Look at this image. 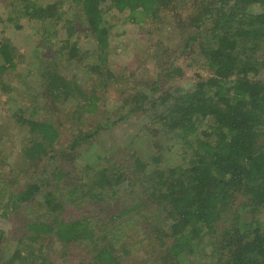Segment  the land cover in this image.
I'll return each instance as SVG.
<instances>
[{"label":"trees","instance_id":"1","mask_svg":"<svg viewBox=\"0 0 264 264\" xmlns=\"http://www.w3.org/2000/svg\"><path fill=\"white\" fill-rule=\"evenodd\" d=\"M12 5L16 6L15 15L9 19L34 20L41 39L50 45L49 55L38 68L41 89L33 96L32 105L41 103V110L69 105L70 117L97 112V92L125 78L107 65V10L127 13L126 19L137 24L160 20L168 11L185 39L175 54L167 51L170 42L166 39L170 38L157 42L172 60L159 67L154 80L142 82L148 85L147 91L128 86L122 90L118 108L123 119L144 117L143 127L161 135L158 147L162 141L179 143L180 163L162 168L161 154L154 152L143 159L131 153L129 167H107L104 161L94 169L89 182L75 186L62 200L49 181L52 176H62L65 161H74L85 133L81 130L74 135L72 145L63 147L59 159L51 162L60 136L58 128L49 119L37 117V110L14 112L26 135L23 158L41 173L14 190L4 184L5 176L0 181V215L11 209L7 203L16 209L27 204L32 214L7 258L9 264H50L43 247H34L48 236L61 244L87 246L84 264H123L107 238V229L102 235L95 232L96 221L59 218L66 201L107 204L106 199L113 196L117 212L110 213L109 221L141 209L143 201L156 204L161 220L142 222L150 226L147 231L153 236L156 256L152 264H264V0H14ZM79 25L92 38L90 50L83 51L70 40ZM60 28L67 38L53 51L51 40ZM11 45L7 37H0L3 91L7 84L2 76L15 68ZM62 58L83 64L91 58L85 65L92 83L85 87L77 78L64 75L58 61ZM193 61L198 64L196 69H201L195 72L191 85L172 84ZM99 129L95 126L92 132ZM135 181L145 198L122 206L126 200L118 193ZM162 218L168 222L163 223ZM4 238L0 227V251Z\"/></svg>","mask_w":264,"mask_h":264},{"label":"rangeland","instance_id":"2","mask_svg":"<svg viewBox=\"0 0 264 264\" xmlns=\"http://www.w3.org/2000/svg\"><path fill=\"white\" fill-rule=\"evenodd\" d=\"M13 2L14 0H0V37H7L15 52V68L6 70L2 76L4 83L7 84V91L0 88V181L3 179L2 176H5L4 184L14 190L22 188L41 173L23 158V137L26 135L14 116V112L18 109L30 113L37 110V117L49 119L60 131L55 149H53L55 152L49 158L51 162L59 159L58 153L63 147L72 145L71 140L74 135L81 130L86 135L81 146L77 147L74 161H65L61 166L64 171L62 176L57 179L52 176V181H49V186L53 187L56 195L62 197V200L67 198L72 188L81 187L89 182L94 169L105 162L107 167H113L115 164V168L129 167L130 157L128 155L131 153L138 154L142 159L149 157L153 152L160 153L162 168L183 161L179 143L173 145L169 141V146L162 141V146L158 147L157 142H160L161 135H153L151 131L143 127L144 117L136 119L135 116H129L123 119L119 117L118 112L122 104L121 91L128 87L133 90L147 91L148 85L142 82L149 83L154 80L159 67L165 66L167 61L172 60L170 54H175L176 48L185 39H183L182 31L174 24L177 21L171 13L166 11L160 20H145L137 24L126 19L127 13H118L113 9L106 11L105 19L110 27L107 65L113 72L121 73L120 77L125 78H120L119 84L97 92L100 96V100L97 101V112L83 113L81 117H76V115L70 117L68 115L69 105H57L58 109L49 108L48 110H41V103L32 105L35 100L33 96L41 89L38 68L42 60L49 55L50 45L41 39L39 29H36L39 25L34 20L9 19V15H15L16 6L12 5ZM45 2H51V0H45ZM77 29L78 32L70 40L77 43L83 51L93 48L92 38L86 34L84 28L79 25ZM187 34L189 33L185 35ZM167 37L170 40L166 39ZM66 38L64 30L60 28L56 38L51 40L53 51ZM162 39L170 42L167 50L170 54L158 48L157 42ZM89 60L91 58L85 59V64ZM58 61L61 72L68 78H77L85 87L88 83H92L83 61L78 63L63 58ZM179 62L182 64L184 62V66L186 64L181 59ZM192 65L194 68L191 69ZM197 65L196 61L188 64L184 75L173 79L172 84L189 87L195 78V72L201 69H196ZM129 74L132 76L129 77ZM116 88H119V91ZM95 126H100L97 133L92 132ZM50 171L52 170H48L49 173ZM142 189L138 181H135L133 186H128L127 189L123 188L118 193L119 195L121 193V198L126 200L122 206L143 201L145 197L142 195ZM114 197L106 199L108 206H105V202L95 200L91 202L85 200V203L66 201L59 218L69 220L70 218L87 217L91 222L96 221L98 226L95 227V232L102 235L107 229V238L114 244L115 255L121 259L123 264H152V259L156 256L153 236L147 231L150 226L142 222L148 219L152 224H156L161 220L162 216L156 204L143 201L141 209L109 221L110 213L117 212L114 207ZM32 204L29 205L35 211ZM7 205L11 209L0 215V227L5 232V238L1 244L0 264H9L7 258L18 243L17 238L22 233L24 222L32 218L27 204L18 209L13 207V203H7ZM37 211L34 216L37 215ZM261 219L264 221V215ZM166 221L168 222V219H164L163 223ZM55 240L54 237L48 236L34 244L36 248L43 247V253L50 260V264H84L87 261L89 254L87 246L81 243L66 245ZM123 252L127 255L124 256Z\"/></svg>","mask_w":264,"mask_h":264}]
</instances>
